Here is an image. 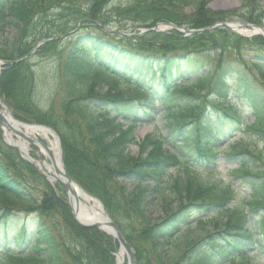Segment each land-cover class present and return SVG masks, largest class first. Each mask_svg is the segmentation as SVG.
Returning <instances> with one entry per match:
<instances>
[{
    "label": "trees",
    "instance_id": "1",
    "mask_svg": "<svg viewBox=\"0 0 264 264\" xmlns=\"http://www.w3.org/2000/svg\"><path fill=\"white\" fill-rule=\"evenodd\" d=\"M210 1L0 0V59L63 35L3 69L0 98L15 118L58 134L68 174L101 201L136 264H250V254L264 255V161L237 145L217 147L250 126L239 107L218 98L233 76L234 91L256 116L254 131L264 135V38L223 27L190 36L122 34L157 22L197 29L226 20ZM242 1L246 11L235 16L264 26L259 1ZM185 7L192 12L184 14ZM50 62L55 72L46 75ZM155 109L167 135L137 136ZM222 160L238 163L228 184L201 179L188 166L210 170ZM234 180L248 195L235 191ZM216 212L221 217L204 219ZM9 221L23 229L0 240V264H115L117 241L77 224L60 185L23 160L0 129V224Z\"/></svg>",
    "mask_w": 264,
    "mask_h": 264
},
{
    "label": "rangeland",
    "instance_id": "2",
    "mask_svg": "<svg viewBox=\"0 0 264 264\" xmlns=\"http://www.w3.org/2000/svg\"><path fill=\"white\" fill-rule=\"evenodd\" d=\"M126 0H113L114 4H121L124 3ZM215 1H212L210 3L207 4V6L209 7L210 10L212 11H218L223 13L226 16V20H230L227 17H231V18H235L234 14L238 13V12H244L245 10H243V8L240 7V0H233V2L230 5L227 4H222V3H218L215 4ZM260 4L264 7V0H259ZM184 14H189L190 12H192V8L191 7H185L182 9ZM225 12H227L225 14ZM240 19H237V21ZM236 21V20H235ZM250 31H252V29L247 30V33H243L246 35H250ZM52 68V65H48L47 66V72ZM234 77V76H233ZM228 82V81H227ZM229 84L232 83V80L230 82H228ZM238 97L236 96V94L233 93L232 91V87L229 88V95L227 96V99L231 102L235 101ZM161 118L162 116L160 115L157 120H156V124L161 128V131H164V129L161 126ZM160 122V124H159ZM6 131V135L7 137L11 138V141L13 142L14 145H16L17 147L21 148V146H25L26 149L29 152V155H31L32 158H34L35 160H38L37 156L35 153L38 152V150H36V148L29 143L24 137H21L20 135H17L14 133V131H10V130H5ZM155 131V126L153 123H149V124H144L142 126H140L136 133L138 136H142L143 134L149 133V132H153ZM32 139L36 138L39 141H42L44 143V145H46L47 147L50 148L49 145V141L44 139V137L39 136V135H31ZM253 145V143H252ZM254 149V148H253ZM132 152L135 151V147H131ZM52 155H53V151H49ZM41 159L43 161H47L49 164L51 163L48 159V157L44 156L41 152L39 153ZM205 174H203L204 176ZM215 176H219V177H225L227 178L229 176L228 172L226 169H224L223 167L220 168V170L218 172L214 173ZM201 179H203V177L201 176ZM206 228H209L211 226V222L206 221ZM6 229H8V231H15V230H20V226L19 225H12V226H7ZM196 232H198L196 230ZM257 261V260H255ZM261 264H264V260H262L260 262ZM125 264V263H124Z\"/></svg>",
    "mask_w": 264,
    "mask_h": 264
},
{
    "label": "bare ground",
    "instance_id": "3",
    "mask_svg": "<svg viewBox=\"0 0 264 264\" xmlns=\"http://www.w3.org/2000/svg\"><path fill=\"white\" fill-rule=\"evenodd\" d=\"M233 2V0H217V3H222V4H227L230 5ZM237 28L238 31L242 32V33H247L246 30H244L242 27H235ZM6 121L10 124L13 125V123L10 121L9 117L7 115H5ZM27 134L29 135H40L42 137H44L45 139H47L51 144L50 150L53 151V155L52 160L54 161V163L56 164V167L62 171V166L60 163V159H59V153H58V145H57V141L55 139L50 140V138H53V134L42 127H33V126H29V127H25L24 130ZM21 148L23 149L24 152H28V150L26 149L25 146H21ZM40 151H42V148H40ZM37 165H39L40 167H45L46 171L50 170L51 166L50 165H45V164H41L40 162H36ZM57 169V170H58ZM70 195L72 196L74 201H77L78 203V207H77V215L80 219H86V218H90L92 216L94 217H100L102 216V211L99 208L98 203L94 200L91 199L87 194H85L83 191H81L80 189H78V187L72 185V187H70ZM101 220V219H100ZM99 224H101V222H98ZM105 230L110 231L109 227L106 225H101ZM126 254L125 251L123 249H121L117 255V264H123L124 258H125Z\"/></svg>",
    "mask_w": 264,
    "mask_h": 264
},
{
    "label": "water",
    "instance_id": "4",
    "mask_svg": "<svg viewBox=\"0 0 264 264\" xmlns=\"http://www.w3.org/2000/svg\"><path fill=\"white\" fill-rule=\"evenodd\" d=\"M225 26L230 27L228 24H225ZM245 25V24H244ZM247 25V24H246ZM164 26V25H163ZM170 27H175L174 25L169 24ZM194 32L193 30H188V33H192ZM5 111L6 108L5 106L0 102V121L4 124H6L9 128H12V126L8 125L6 123V118H5ZM10 117V121L13 123V125L15 124H19V122L15 121L14 119H12L11 115H9ZM17 133H20V135H24L26 139H29L30 143L33 144V140H31L28 136L25 135V133L19 131V130H15ZM32 162V161H31ZM33 165H35L32 162ZM61 177H56L55 179L62 185V187L64 188V190L66 191V199H67V203L70 206L71 210H72V214L75 218L76 221H78L79 223L83 224V225H94L100 229H102L100 227V224L98 222H102L105 223L107 226L111 227L114 231V237L120 242V244L126 249L127 254H128V260H129V264H135V258H134V252L132 250V248L126 243V241L123 239L117 225L112 222L110 220V218L108 217V215L105 213L104 210H102V216L100 217H90V218H86V219H80L78 218L77 215V207H78V203L77 201H73L71 195H69L68 191L71 187V184H74L73 181L69 178V176L67 175L64 166H62V172L60 173ZM102 207V206H101ZM103 209V208H102ZM101 219V220H100Z\"/></svg>",
    "mask_w": 264,
    "mask_h": 264
}]
</instances>
